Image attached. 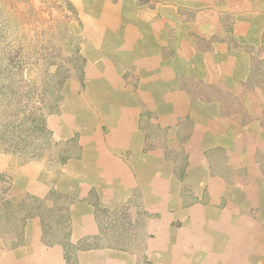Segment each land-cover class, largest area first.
I'll return each instance as SVG.
<instances>
[{"label": "crops", "instance_id": "0c3cea01", "mask_svg": "<svg viewBox=\"0 0 264 264\" xmlns=\"http://www.w3.org/2000/svg\"><path fill=\"white\" fill-rule=\"evenodd\" d=\"M111 2L47 118L74 150L0 154V264H264V0Z\"/></svg>", "mask_w": 264, "mask_h": 264}, {"label": "rangeland", "instance_id": "374dc122", "mask_svg": "<svg viewBox=\"0 0 264 264\" xmlns=\"http://www.w3.org/2000/svg\"><path fill=\"white\" fill-rule=\"evenodd\" d=\"M67 1L76 15L62 0H0V154L27 162L44 159L47 167L59 163L57 155L74 150L48 136L47 118L60 109L69 83L78 87L71 91L80 100L84 68L80 43L86 13L97 4L117 0ZM39 116L46 140L35 122ZM117 224L124 230V222L112 221Z\"/></svg>", "mask_w": 264, "mask_h": 264}, {"label": "trees", "instance_id": "16d2710c", "mask_svg": "<svg viewBox=\"0 0 264 264\" xmlns=\"http://www.w3.org/2000/svg\"><path fill=\"white\" fill-rule=\"evenodd\" d=\"M63 1V5H64V7L65 8H67V10L71 13V14H74V15H76V13H75V9H74V7L71 5V3L69 2V1H67V0H62ZM141 2H139V4H140ZM54 112H56V111H54ZM53 112V113H54ZM36 117V116H35ZM35 122H37V125H38V123H40V125H41V127H40V130H42L46 135V137H45V140H46V138H47V130L45 129V123H43V121L41 120V116H39V118L37 119V121H36V119H35ZM39 127V126H38ZM36 128H37V126H36ZM48 136H50V133H48ZM58 156V158H59V161H64V157H62L61 155H57ZM43 222H44V220H43Z\"/></svg>", "mask_w": 264, "mask_h": 264}, {"label": "bare ground", "instance_id": "6f19581e", "mask_svg": "<svg viewBox=\"0 0 264 264\" xmlns=\"http://www.w3.org/2000/svg\"><path fill=\"white\" fill-rule=\"evenodd\" d=\"M168 41V40H167ZM161 100V99H160Z\"/></svg>", "mask_w": 264, "mask_h": 264}]
</instances>
